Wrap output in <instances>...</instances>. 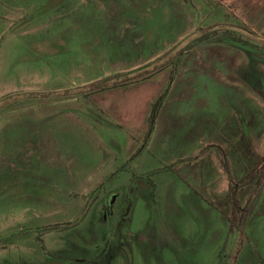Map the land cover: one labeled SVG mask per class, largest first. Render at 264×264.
I'll return each instance as SVG.
<instances>
[{"label": "rangeland", "instance_id": "1", "mask_svg": "<svg viewBox=\"0 0 264 264\" xmlns=\"http://www.w3.org/2000/svg\"><path fill=\"white\" fill-rule=\"evenodd\" d=\"M177 2L0 0V264H264V33Z\"/></svg>", "mask_w": 264, "mask_h": 264}, {"label": "crops", "instance_id": "2", "mask_svg": "<svg viewBox=\"0 0 264 264\" xmlns=\"http://www.w3.org/2000/svg\"><path fill=\"white\" fill-rule=\"evenodd\" d=\"M178 6H187L182 0H175ZM190 7L193 5L196 7L203 6L205 11L210 15L229 13L235 15V22L220 20L216 21V24H234V25H248L255 36L260 33L263 36L264 33V0H188ZM211 17V16H210Z\"/></svg>", "mask_w": 264, "mask_h": 264}, {"label": "trees", "instance_id": "3", "mask_svg": "<svg viewBox=\"0 0 264 264\" xmlns=\"http://www.w3.org/2000/svg\"><path fill=\"white\" fill-rule=\"evenodd\" d=\"M162 99H163V96L159 97V99L154 104L152 114H151V122H152L151 128L154 126L153 124L156 122L158 112L162 106Z\"/></svg>", "mask_w": 264, "mask_h": 264}]
</instances>
